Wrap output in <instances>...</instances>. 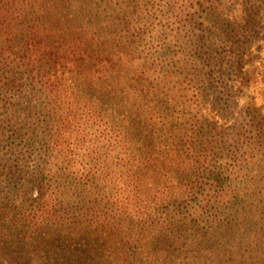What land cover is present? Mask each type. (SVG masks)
<instances>
[{"label": "rangeland", "instance_id": "obj_1", "mask_svg": "<svg viewBox=\"0 0 264 264\" xmlns=\"http://www.w3.org/2000/svg\"><path fill=\"white\" fill-rule=\"evenodd\" d=\"M91 5L102 25L113 23L128 36L122 62L136 77L127 83L133 97L124 100L127 105L116 99L82 101L77 116L88 128L79 158L89 167L118 171L112 192H123L130 205L142 199L143 207L152 209L154 194L146 188L154 178L166 192L174 179L179 190L188 186L197 194L151 210L152 235L143 240L167 224L176 226L166 232L164 256H144L140 264H264V0H95ZM83 12L89 14L85 7ZM131 103L142 111L133 130L123 121ZM12 119L15 124L0 123V133L18 129L0 138V196L7 186L5 164L25 155L32 162L31 154L40 150L37 137L46 130L42 113L16 112ZM75 126L78 132L81 127ZM158 142L166 152L157 157L149 147ZM141 150L155 159L143 162L145 170L137 174ZM174 157L187 171L176 169L169 161ZM60 186L69 204L81 197L82 207H102L94 204L99 194L92 196L89 182L71 179ZM37 191L31 188L29 196ZM207 224L213 239L194 241L190 233L197 225L205 231ZM141 249L142 255L156 251L149 243ZM12 253L0 250V259L7 262Z\"/></svg>", "mask_w": 264, "mask_h": 264}, {"label": "trees", "instance_id": "obj_2", "mask_svg": "<svg viewBox=\"0 0 264 264\" xmlns=\"http://www.w3.org/2000/svg\"><path fill=\"white\" fill-rule=\"evenodd\" d=\"M93 1L0 0V123L15 124L12 118L21 112L42 113L46 125L37 137L40 150L31 154L32 162L26 155L18 156L4 167L2 180L7 186L0 196V250L13 252L9 264H140L144 256L163 257L162 244L176 225L169 224L173 230L167 235L168 224L152 239L143 240L152 235L151 210L158 212L161 206L197 197L188 186L186 191L179 190L174 179L167 180L174 188L166 192V185H155L154 178L146 188L154 194L152 209L143 207L142 199L130 205L123 192H112L113 174L118 171H107L105 165L89 167L79 158L78 146L88 128L87 121L81 123L77 116L82 101H132L127 83L136 77V71L122 62L121 46L128 36L113 28V23L102 25ZM132 105L123 121L128 123L125 126H135L133 130L140 124L142 111L136 112ZM75 125L81 127L78 132ZM17 130L0 133V138ZM159 145L149 147L157 150L152 151L157 157L166 152ZM152 152L142 151L135 157V173L145 170L143 162L155 159ZM167 161L164 157V165ZM169 161L187 171L178 158ZM71 179L89 182L92 196L99 194L100 201L94 204L102 203V207H82L81 197L75 205L69 204L60 185ZM138 183L143 185L142 177ZM34 187L37 195L31 197ZM204 227L205 231L197 225L190 233L194 241L213 239L210 224ZM147 243L156 251L142 255L141 246ZM7 262L0 259V264Z\"/></svg>", "mask_w": 264, "mask_h": 264}]
</instances>
